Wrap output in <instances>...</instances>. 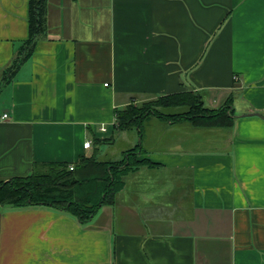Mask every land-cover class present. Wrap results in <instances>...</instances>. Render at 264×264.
<instances>
[{
  "label": "crops",
  "instance_id": "1",
  "mask_svg": "<svg viewBox=\"0 0 264 264\" xmlns=\"http://www.w3.org/2000/svg\"><path fill=\"white\" fill-rule=\"evenodd\" d=\"M29 1L0 0V82ZM189 91L230 100L233 128L145 119L128 150L153 166L88 224L0 207V264H264V0H46L44 34L0 84V180L75 165L115 144V111ZM153 132L175 136L156 151Z\"/></svg>",
  "mask_w": 264,
  "mask_h": 264
},
{
  "label": "trees",
  "instance_id": "2",
  "mask_svg": "<svg viewBox=\"0 0 264 264\" xmlns=\"http://www.w3.org/2000/svg\"><path fill=\"white\" fill-rule=\"evenodd\" d=\"M46 29V0H30L28 9V38L17 52L12 65L3 73L1 85L11 82L20 66L30 57L37 39ZM154 117L166 122H189L199 129H231L234 116L230 100L218 109L204 106L196 92L160 96L139 105L129 104L115 111V132L135 130L142 134L145 119ZM94 140V144L112 142ZM141 145L123 152L117 161L98 159L96 154L81 157L73 169L67 163H49L35 166L25 177L0 180V207L14 210L47 207L88 224L102 207L114 206L117 194L123 188V176L140 166H153L143 155Z\"/></svg>",
  "mask_w": 264,
  "mask_h": 264
},
{
  "label": "rangeland",
  "instance_id": "3",
  "mask_svg": "<svg viewBox=\"0 0 264 264\" xmlns=\"http://www.w3.org/2000/svg\"><path fill=\"white\" fill-rule=\"evenodd\" d=\"M134 104V103H133ZM141 103H136L134 105H139ZM178 125V123L176 124ZM146 127V125H144ZM172 133V132H171ZM153 135L152 138L154 139L155 142H158L156 145H154V149L153 150H156V151H161L163 148H166L172 141V137L175 136L173 134H171L170 136L166 135V134H163V135H159V134H156L155 132H153ZM134 135H131L130 132H121L119 134H117V137L115 140V144L111 145V146H107L105 148H103L100 151H98L96 153V157L98 159H122L123 158V153L120 157V153L123 151V150H128V147L131 146L132 147V137ZM156 137V138H155ZM134 138L136 139V136H134ZM145 140H146V146L149 145V142L148 140L146 139V136H145ZM151 147H152V144H151ZM152 150V149H150ZM125 152V151H124Z\"/></svg>",
  "mask_w": 264,
  "mask_h": 264
},
{
  "label": "built area",
  "instance_id": "4",
  "mask_svg": "<svg viewBox=\"0 0 264 264\" xmlns=\"http://www.w3.org/2000/svg\"><path fill=\"white\" fill-rule=\"evenodd\" d=\"M7 119H8V115H7V114H3V115L0 117V120H2V121H5V120H7ZM101 131L104 132V131H105V128H104V127L101 128ZM90 145H91V143H90V142H87V143L84 144V148H85V149H88V148L90 147ZM72 169H73V165H70V166H69V170H72Z\"/></svg>",
  "mask_w": 264,
  "mask_h": 264
}]
</instances>
